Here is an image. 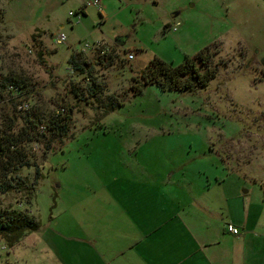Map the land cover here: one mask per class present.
<instances>
[{
    "label": "rangeland",
    "instance_id": "1",
    "mask_svg": "<svg viewBox=\"0 0 264 264\" xmlns=\"http://www.w3.org/2000/svg\"><path fill=\"white\" fill-rule=\"evenodd\" d=\"M94 1L0 0V132L8 116L39 137L13 175L25 188L0 194L39 228L0 239V264H264V0ZM205 48L206 87L132 92L153 60ZM60 108L62 138L47 130Z\"/></svg>",
    "mask_w": 264,
    "mask_h": 264
},
{
    "label": "trees",
    "instance_id": "2",
    "mask_svg": "<svg viewBox=\"0 0 264 264\" xmlns=\"http://www.w3.org/2000/svg\"><path fill=\"white\" fill-rule=\"evenodd\" d=\"M213 55L210 48H205L193 58L185 57L183 63L175 67L155 59L142 70L139 79L132 80L131 90L134 94H139L144 87L149 85H155L162 91L192 92L196 89L204 88L217 73V69L211 67ZM68 62L76 71L83 72V68L76 64L74 58L71 57ZM105 64L106 66L113 64L111 55H109ZM262 66L264 68V60L262 61ZM12 86L13 88L18 87L19 90L23 91V88L17 83L7 84L5 86L6 90L14 97H16V94L14 95L13 90L10 89ZM97 88L98 86H94L92 89L93 93L100 92ZM21 96L18 95V97ZM109 105L114 108L119 104L115 99L111 98ZM61 110L62 108L56 111L47 125L49 133L60 138L65 137L67 134L66 123L69 119L68 116L61 117L63 115ZM15 111L17 112V108ZM5 120L7 123L6 129L0 132V194L9 193L17 188L20 190L25 188V183L13 177L19 168L28 165V162L25 161L22 144L27 141H39L38 132L32 131L36 127L32 121H30L28 128H23L18 134H14L12 133L13 119L7 116ZM28 130L32 131V133ZM261 186L264 198V183ZM38 228L39 223L32 216L10 208L0 207V239H3L8 246L12 247L26 235L37 231Z\"/></svg>",
    "mask_w": 264,
    "mask_h": 264
},
{
    "label": "built area",
    "instance_id": "3",
    "mask_svg": "<svg viewBox=\"0 0 264 264\" xmlns=\"http://www.w3.org/2000/svg\"><path fill=\"white\" fill-rule=\"evenodd\" d=\"M91 4H92L94 7H97L98 10H99V12L102 14V9H103V8H102L101 0H95V1L92 2ZM176 27H177V25H176ZM176 27L173 28L174 31L176 30ZM65 41H66V38H65V36H64L63 34H60V35L58 36V38L56 39V43H57V44H64ZM87 49H88L87 47L83 48L82 52H83V51H86ZM103 52L105 53L106 51L104 50ZM125 59H126L128 62L132 61V60L134 59V54L131 53V52L126 53V54H125ZM10 89L13 90L14 95L16 94L15 96H18V95L21 96V95H22V91L19 90L18 87H17V88H13V86H12V87H10ZM30 107H31V106H30L29 101H24V102H22V103L20 102V104H19L18 107H17V112H26V111H29V108H30ZM61 112L63 113L64 110L62 109ZM57 114H58V112H57ZM225 230H226L227 233H229V234H231V235H233V236H239V235L241 234V233L239 232V230H238L236 227H234L233 225H231V224L226 225Z\"/></svg>",
    "mask_w": 264,
    "mask_h": 264
},
{
    "label": "crops",
    "instance_id": "4",
    "mask_svg": "<svg viewBox=\"0 0 264 264\" xmlns=\"http://www.w3.org/2000/svg\"><path fill=\"white\" fill-rule=\"evenodd\" d=\"M225 231L224 230H222V234L224 233ZM231 235V234H230ZM233 236V235H232ZM240 236V235H239ZM239 236H234L235 237V241H237V242H240V241H242L243 239L240 237L239 238ZM197 242L201 245V246H203V247H206L207 246V242H205V240H197ZM184 263V261H179V262H177L176 264H183Z\"/></svg>",
    "mask_w": 264,
    "mask_h": 264
},
{
    "label": "water",
    "instance_id": "5",
    "mask_svg": "<svg viewBox=\"0 0 264 264\" xmlns=\"http://www.w3.org/2000/svg\"><path fill=\"white\" fill-rule=\"evenodd\" d=\"M172 17L173 18L176 17V14L175 15H172ZM122 43H123L122 41H116L115 42V45L118 46V47H121L122 46Z\"/></svg>",
    "mask_w": 264,
    "mask_h": 264
}]
</instances>
